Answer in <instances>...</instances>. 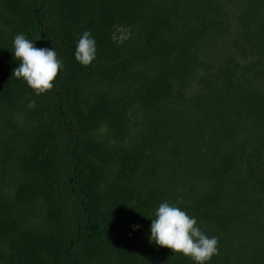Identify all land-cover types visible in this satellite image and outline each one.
I'll use <instances>...</instances> for the list:
<instances>
[{"label":"trees","instance_id":"obj_1","mask_svg":"<svg viewBox=\"0 0 264 264\" xmlns=\"http://www.w3.org/2000/svg\"><path fill=\"white\" fill-rule=\"evenodd\" d=\"M18 34L51 91L13 77ZM164 202L207 264H264V0H0V264H195L150 240Z\"/></svg>","mask_w":264,"mask_h":264},{"label":"clouds","instance_id":"obj_2","mask_svg":"<svg viewBox=\"0 0 264 264\" xmlns=\"http://www.w3.org/2000/svg\"><path fill=\"white\" fill-rule=\"evenodd\" d=\"M13 48L14 57L20 62L13 70V77L23 79L38 96L51 91L62 68L56 50L37 48L23 34L14 37ZM95 55L96 42L91 33L85 31L77 42L75 59L81 65L88 66ZM28 107L34 108L35 101H30ZM150 231V240L157 246L189 257L195 264H207L218 254V238L208 237L197 226L194 217L167 202L161 203L156 210Z\"/></svg>","mask_w":264,"mask_h":264},{"label":"rangeland","instance_id":"obj_3","mask_svg":"<svg viewBox=\"0 0 264 264\" xmlns=\"http://www.w3.org/2000/svg\"><path fill=\"white\" fill-rule=\"evenodd\" d=\"M122 34H124V33H122ZM122 34H121V37H122Z\"/></svg>","mask_w":264,"mask_h":264}]
</instances>
